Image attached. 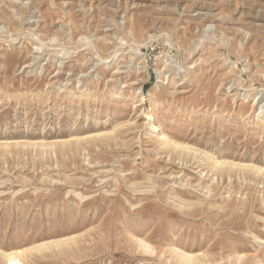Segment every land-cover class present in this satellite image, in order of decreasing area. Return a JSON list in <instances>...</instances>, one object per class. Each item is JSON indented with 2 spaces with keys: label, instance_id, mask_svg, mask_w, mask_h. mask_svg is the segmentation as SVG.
Wrapping results in <instances>:
<instances>
[{
  "label": "rangeland",
  "instance_id": "obj_1",
  "mask_svg": "<svg viewBox=\"0 0 264 264\" xmlns=\"http://www.w3.org/2000/svg\"><path fill=\"white\" fill-rule=\"evenodd\" d=\"M248 1L0 0V264L72 237L15 264H264V0ZM149 111L198 152L150 134Z\"/></svg>",
  "mask_w": 264,
  "mask_h": 264
},
{
  "label": "bare ground",
  "instance_id": "obj_2",
  "mask_svg": "<svg viewBox=\"0 0 264 264\" xmlns=\"http://www.w3.org/2000/svg\"><path fill=\"white\" fill-rule=\"evenodd\" d=\"M253 1L255 2L256 0H250L248 2H249V4H252ZM113 55H114V53H113ZM142 99H143V102H141V105L144 104V99L145 98H142ZM263 108L264 107H262L260 110H262ZM263 112H260L258 115L259 116L262 115ZM145 120H146L147 129H148V131H149L150 134H155V133L158 134V133L161 132V130H160L158 124H157V121H156V115L153 112H151V111L147 112L146 117H145ZM101 136H106V135H101ZM160 136H161V139H163L168 146L173 147L174 150H181V151L184 150V151H190V152H194V153L195 152H198V150L195 147H193V146H189L188 144H185V143H182V142L181 143L180 142H178V143L174 142L165 133H160ZM88 140H89L88 137L87 138L86 137H83V138L79 137V138H77L76 141H75V142L78 143L77 149L81 148V142L82 141L88 142ZM5 142L6 143H4V147H9L11 145V143H9V141L6 140ZM18 146H21V145L18 144ZM216 166H217L216 169L217 170H221V171L224 168H227V167H232V166H235V168L236 167H240L239 164H236L234 162L233 163H230L228 161H225V159L224 160H217V165ZM235 168H233V169H235ZM252 168L255 169V171H257L259 174L264 175V168H259V167H252ZM73 240H75L74 237H72V238H62V239L56 240V241L44 242V243L38 244L36 246H33V247H31L29 249H25V250H15V251H11V252H4L3 255L6 258L8 264L21 263V258L28 251L29 252H32V251H41L42 249H48V248H50L52 246L59 247V246H62L64 244H66V243H69L70 241H73ZM141 243H142V245L145 248H147V249L151 248L144 241H141ZM182 259L185 262H193L194 261V257L191 256V254H186V253L184 254V256H183Z\"/></svg>",
  "mask_w": 264,
  "mask_h": 264
}]
</instances>
